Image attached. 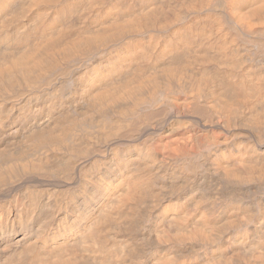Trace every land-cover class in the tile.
<instances>
[{
  "label": "bare ground",
  "instance_id": "bare-ground-1",
  "mask_svg": "<svg viewBox=\"0 0 264 264\" xmlns=\"http://www.w3.org/2000/svg\"><path fill=\"white\" fill-rule=\"evenodd\" d=\"M39 2L0 0V49L4 28L13 36L46 10ZM203 2L109 0L107 17L129 4L130 12L159 6L164 14L154 18V29L63 81L50 77L49 44L23 61L20 71L34 96L5 97L0 89V249L33 239L47 219L53 236L70 241L80 222L119 190L81 241L90 254L108 250L110 264H235L240 225L246 223L245 234L257 231L253 217L237 213L254 202L264 207V165L249 160L239 144L250 139V154L262 161L264 145L254 128L235 126L246 119L237 118L243 87L264 76V52L241 69V52L264 46L258 37L244 38L259 31L264 0H236L244 12L231 25L198 8ZM85 3L62 0L53 15L64 19ZM173 5L190 6L169 11ZM150 50L155 54L144 67L160 68L163 81L156 73L149 79L166 93L174 83L179 88L170 112L136 108L126 98L135 96L131 86L125 98L112 96L114 88L91 108L84 103L98 85L125 80ZM255 110L264 111V102ZM86 112L90 119L81 117ZM69 114L62 132L48 128L49 118ZM13 144L19 149L7 153L5 164L3 149ZM246 249L252 264H264V235L257 232ZM19 251L0 252V264L8 257L12 264Z\"/></svg>",
  "mask_w": 264,
  "mask_h": 264
},
{
  "label": "clouds",
  "instance_id": "clouds-1",
  "mask_svg": "<svg viewBox=\"0 0 264 264\" xmlns=\"http://www.w3.org/2000/svg\"><path fill=\"white\" fill-rule=\"evenodd\" d=\"M61 3L62 0H40L36 7L46 10L42 11L31 25L19 28L13 36L8 34V28L3 29L4 47L0 49V89L3 90L5 97L21 94L29 98L34 96L28 89L20 66L25 59L44 44L51 46L50 55L53 57L51 79L63 81L69 79L73 72L85 62L91 63L94 58L103 57L121 45L131 44L140 34L154 29L155 25L152 23L154 18L164 14V8L159 6L148 8L147 11L130 12L131 4H129L118 15L107 17L104 10L108 7L109 0H86L83 7L70 10L65 14L64 19H61L59 16L53 15V9ZM180 6L189 7L190 5H173L169 7V11ZM197 7L206 10L212 19L222 16L229 25L238 20L244 12L241 11L236 0H227L223 5L218 4L217 0H204L203 3H198ZM257 19L259 31L246 34L244 38L250 40L253 37H258L261 39V44L264 45V15ZM129 20L138 21V27L128 24ZM98 37L99 39H97ZM69 51L70 54L65 56L64 54ZM261 52H264V46L248 47L242 51L241 69L250 64ZM154 54V50H150L137 60V67L130 69L126 79L119 84L98 85L87 95L84 103L91 108L98 104V99H102L107 92L114 88L118 90V94L112 96H115L117 100L122 99V96L125 98V94L128 93L131 86L136 89L135 96L131 99L128 96L126 98L131 100L136 108L146 107L166 115L171 109V97L179 88L174 83L171 92L166 93L164 88L157 86L155 80L149 79L153 73H156L160 81H163L160 68L148 70L144 67L150 63ZM243 90L245 98L238 104L237 118L244 119L246 117V119L243 124L235 126L254 128L257 143L264 145V111L255 110L257 104L264 102V95H261V92L264 91V76L255 80L249 79ZM71 115L55 120L49 118L50 126L48 128H54L57 133L62 132L65 127V118H71ZM91 115V112H86L81 117L90 119ZM239 145L242 146L243 151L241 152L246 153L249 160L264 165V161L256 159L250 154L253 147L250 139L249 143ZM17 149H19V144H13L11 147L3 149L5 164L7 163V153ZM116 192L111 194L110 198L106 199L93 215L80 222L78 230H73L75 235L70 241L53 236L51 219H47L36 227L33 239L25 242L22 237L16 243L8 244L0 249V252L10 253L13 249L19 248L20 251L15 253L16 259L12 264H110L108 250L102 254H90V250L82 247L81 241L104 207L111 202ZM240 213L254 218L253 226L257 231L254 235L250 232L245 234L243 229L247 225L242 223L241 231L238 235L235 234L240 237V243H237L235 250L231 252L235 258V264H252L253 257L248 256L246 245L255 243L257 232L264 235V207L254 202L240 210L237 216ZM29 222H31V218H29ZM237 249L239 250L237 251ZM8 260H11V257L6 258L4 264H7Z\"/></svg>",
  "mask_w": 264,
  "mask_h": 264
}]
</instances>
